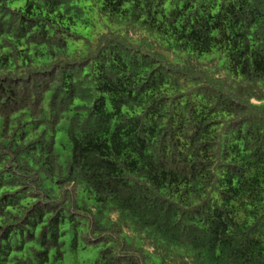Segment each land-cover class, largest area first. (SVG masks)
Returning <instances> with one entry per match:
<instances>
[{
  "label": "trees",
  "instance_id": "trees-1",
  "mask_svg": "<svg viewBox=\"0 0 264 264\" xmlns=\"http://www.w3.org/2000/svg\"><path fill=\"white\" fill-rule=\"evenodd\" d=\"M69 255L264 264V0H0V264Z\"/></svg>",
  "mask_w": 264,
  "mask_h": 264
},
{
  "label": "rangeland",
  "instance_id": "rangeland-1",
  "mask_svg": "<svg viewBox=\"0 0 264 264\" xmlns=\"http://www.w3.org/2000/svg\"><path fill=\"white\" fill-rule=\"evenodd\" d=\"M90 2H91V0H90ZM14 5H15V3H14ZM96 15H95L96 21H94V24L96 26V31L99 32L101 30H104L105 21L101 20L99 18V16L98 15L96 16ZM90 27H94V25H91ZM84 30L87 31L88 28L84 29ZM79 45H80L79 42H70V48L72 51L77 49L79 47ZM66 124H67V120H66V118H64L60 125L65 127ZM57 149H58L59 153L61 154L62 163L65 164V161L68 159V157L70 155V145H69L67 134H66V131L64 128L60 129L57 133ZM63 264H82V263H80L78 261V259H75L74 256L69 255Z\"/></svg>",
  "mask_w": 264,
  "mask_h": 264
}]
</instances>
